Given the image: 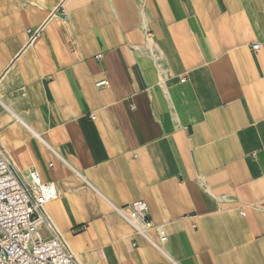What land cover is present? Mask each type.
I'll list each match as a JSON object with an SVG mask.
<instances>
[{"label": "crops", "instance_id": "0c3cea01", "mask_svg": "<svg viewBox=\"0 0 264 264\" xmlns=\"http://www.w3.org/2000/svg\"><path fill=\"white\" fill-rule=\"evenodd\" d=\"M0 147L78 264H264V0H0Z\"/></svg>", "mask_w": 264, "mask_h": 264}, {"label": "built area", "instance_id": "2783aa9c", "mask_svg": "<svg viewBox=\"0 0 264 264\" xmlns=\"http://www.w3.org/2000/svg\"><path fill=\"white\" fill-rule=\"evenodd\" d=\"M56 13L64 19L68 17L63 5ZM28 33L34 42L41 30ZM259 48L258 44L253 46L254 50ZM101 58L102 55L97 56L98 60ZM97 86H108V82L103 80ZM58 198L54 182H44L35 170L22 176L0 147V264H78L46 212V206ZM115 211L137 234L164 252L167 238L162 235L160 244L152 239L150 233L155 227L149 220L146 202L136 201L129 206L116 207Z\"/></svg>", "mask_w": 264, "mask_h": 264}]
</instances>
